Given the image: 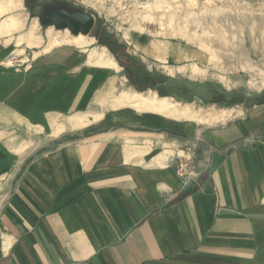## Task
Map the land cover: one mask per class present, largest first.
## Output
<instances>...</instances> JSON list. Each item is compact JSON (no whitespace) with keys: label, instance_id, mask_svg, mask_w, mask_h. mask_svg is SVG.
<instances>
[{"label":"crops","instance_id":"1","mask_svg":"<svg viewBox=\"0 0 264 264\" xmlns=\"http://www.w3.org/2000/svg\"><path fill=\"white\" fill-rule=\"evenodd\" d=\"M4 45L0 264H264V105L163 114L81 47L15 65Z\"/></svg>","mask_w":264,"mask_h":264},{"label":"rangeland","instance_id":"2","mask_svg":"<svg viewBox=\"0 0 264 264\" xmlns=\"http://www.w3.org/2000/svg\"><path fill=\"white\" fill-rule=\"evenodd\" d=\"M13 1L21 7L0 15V26L7 20L21 26L0 35L1 47L14 45L6 63L21 64L52 47L74 45L87 50L98 64L114 61L127 88L155 95L151 105L163 114L177 104L190 106L191 117L201 109L209 117L214 108L262 105L264 0ZM52 3L92 15L91 33L76 39L80 35L46 26L44 18ZM137 80L157 88L142 92ZM206 121L212 122L211 116ZM115 128L103 119L68 138L79 140L87 133L97 135ZM44 143L45 150L49 149L51 138ZM171 159L179 166L188 161L179 154Z\"/></svg>","mask_w":264,"mask_h":264},{"label":"water","instance_id":"3","mask_svg":"<svg viewBox=\"0 0 264 264\" xmlns=\"http://www.w3.org/2000/svg\"><path fill=\"white\" fill-rule=\"evenodd\" d=\"M44 24L53 25L60 30H69L74 36H88L95 24L94 17L84 12L72 13L66 8L52 3L45 16Z\"/></svg>","mask_w":264,"mask_h":264},{"label":"bare ground","instance_id":"4","mask_svg":"<svg viewBox=\"0 0 264 264\" xmlns=\"http://www.w3.org/2000/svg\"><path fill=\"white\" fill-rule=\"evenodd\" d=\"M9 3H10V1H8V3L6 4V6H7L6 9H7V11H9L11 8H12V9L16 8V7L18 6V4H19V3H18V4H16V5H15V4L12 5L11 3H10V4H9ZM11 5H12V7H11ZM19 6H20V4H19ZM19 6H18V7H19ZM14 28L17 30L18 27L15 26ZM54 37H55V36H54ZM83 38H84V36H83V35H80V36L77 37L76 39H83ZM55 39H56V38H55ZM110 63H111V65L116 66V63H115L114 61L111 60ZM116 67H117V66H116Z\"/></svg>","mask_w":264,"mask_h":264},{"label":"trees","instance_id":"5","mask_svg":"<svg viewBox=\"0 0 264 264\" xmlns=\"http://www.w3.org/2000/svg\"><path fill=\"white\" fill-rule=\"evenodd\" d=\"M137 82L139 84H141V86L138 85V87H139L140 91H142V92L145 91V90H148V89H154L153 87H156V86L149 85V82H146V83H148V85L147 84H143V80H141V81L137 80ZM161 95L163 96V93H161ZM262 105H264V100L262 102Z\"/></svg>","mask_w":264,"mask_h":264},{"label":"flooded vegetation","instance_id":"6","mask_svg":"<svg viewBox=\"0 0 264 264\" xmlns=\"http://www.w3.org/2000/svg\"><path fill=\"white\" fill-rule=\"evenodd\" d=\"M67 9L69 10V8H67ZM69 11H71L72 13L82 12L81 10H75V9H73V10H69Z\"/></svg>","mask_w":264,"mask_h":264}]
</instances>
